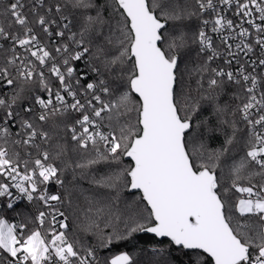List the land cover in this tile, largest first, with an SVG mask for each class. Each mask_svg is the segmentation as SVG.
<instances>
[{
    "label": "snow or ice",
    "instance_id": "6c2138e0",
    "mask_svg": "<svg viewBox=\"0 0 264 264\" xmlns=\"http://www.w3.org/2000/svg\"><path fill=\"white\" fill-rule=\"evenodd\" d=\"M148 250L264 264V0H0V264Z\"/></svg>",
    "mask_w": 264,
    "mask_h": 264
},
{
    "label": "trees",
    "instance_id": "16d2710c",
    "mask_svg": "<svg viewBox=\"0 0 264 264\" xmlns=\"http://www.w3.org/2000/svg\"><path fill=\"white\" fill-rule=\"evenodd\" d=\"M69 179H71V176L69 175L68 177ZM78 185L85 189V190H89V191H94V186L90 184L88 179H83V180H78ZM24 205L21 204L20 207H23ZM69 216L71 219V212L69 211ZM138 241L141 244H144L145 246H147L148 243H150L152 241V237L151 235H147V234H139L137 236ZM167 241L165 240V243ZM121 249H123L125 247V245L122 243L119 246ZM116 250V249H113ZM174 252V250H173ZM163 256L162 255H158V254H154L151 250L146 251L143 256L141 257V259L144 261V264H150V262L156 260V259H162ZM173 259H176V256L173 254L172 256Z\"/></svg>",
    "mask_w": 264,
    "mask_h": 264
},
{
    "label": "water",
    "instance_id": "95a60500",
    "mask_svg": "<svg viewBox=\"0 0 264 264\" xmlns=\"http://www.w3.org/2000/svg\"><path fill=\"white\" fill-rule=\"evenodd\" d=\"M147 235H151V234H147ZM161 239H164V238H161ZM166 240V239H165Z\"/></svg>",
    "mask_w": 264,
    "mask_h": 264
}]
</instances>
